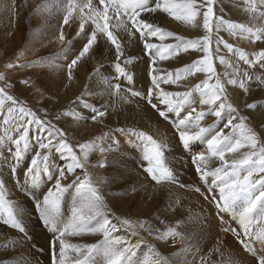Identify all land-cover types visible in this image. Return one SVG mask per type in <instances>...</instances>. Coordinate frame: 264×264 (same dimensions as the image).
Wrapping results in <instances>:
<instances>
[{
    "label": "snow or ice",
    "instance_id": "1",
    "mask_svg": "<svg viewBox=\"0 0 264 264\" xmlns=\"http://www.w3.org/2000/svg\"><path fill=\"white\" fill-rule=\"evenodd\" d=\"M215 2L216 0H98V4H93V0H86L77 4L75 0H69L68 15L64 23L67 24L68 17L78 11L80 28L77 38L86 42L68 65V78H73L71 69L82 60L94 59L90 52L98 37L106 40L114 56L113 64L95 66L90 80L97 82L108 93L109 102L104 103V97L101 96L97 104L90 103L94 87L86 84L82 93L70 100L68 105L49 113L47 108L34 109L15 94H10L14 84L9 81L2 83L0 166L9 167L20 191L39 185L45 177L51 178L54 169L57 175L42 198H38L32 206L31 215L36 216L32 224L41 228V233H37L26 223L30 214L19 201L8 198L7 194L13 192V189H9L0 172V223L18 231L20 236L14 238L16 246L24 243L32 246L29 252H17L16 247L7 250L12 254L0 255V264H6L8 260H15V264H39V260L31 252L42 254L45 248L49 264H69V251L72 253L70 264H138L136 257L144 246V239L135 229H143L144 224L138 220L134 222L130 217L121 218L112 214V206L108 203L103 188L94 186L92 178L85 171L89 166L90 153L94 150L92 142H70L68 133L61 126L65 118L71 119L73 116L77 122L91 120L103 123L112 114L113 95L124 105L134 104L135 99L139 98L162 120H172L179 141L178 150L189 156L197 179L201 182L200 185L194 182L188 184L182 179L183 173L169 166L166 161L169 144L158 142L152 135L142 131L120 128L119 132H130L132 136L147 142L141 167L156 191L165 194L180 209L184 206V197L174 189L191 191L202 197L215 209L216 220L227 225L223 231L231 234L252 257L251 264H264V251L256 248L257 242L264 245V28L254 31L243 23L225 20L223 16L216 14ZM0 4H4V0H0ZM4 6L5 10L10 8L14 11L15 0ZM245 11L264 17V3L258 9L255 3L250 2ZM158 13L191 29H202L203 35L188 38L160 27L155 20L149 19ZM113 20L115 28L127 37L128 45L138 37L143 46L140 51L148 56L153 74L144 91L134 90L136 77L133 69L138 64L139 57L135 53H126L121 39L114 34L111 26ZM85 23L89 25L87 31ZM224 30L232 35L239 32L250 41L259 42L260 50L250 53L243 48H235L220 35ZM169 38L175 42L167 43ZM60 40H64L63 34L60 35ZM221 47L238 54L243 65L235 66L232 72L226 73L223 82L214 66V51L219 56L221 65L233 66L220 55ZM190 51L203 55L175 72L157 67L158 62L177 58L181 53ZM15 66L23 68L27 65ZM112 66L115 73L110 71ZM197 73H204L207 78L200 80L191 90L167 91L161 87L162 84H178L182 78L195 76ZM111 76L115 77V83L109 78ZM5 77V73H0V81ZM122 82H126V87H122ZM21 83L27 86L29 81ZM226 85L232 86V92H229ZM194 92L199 93L198 98L194 96ZM237 92L238 95L235 94ZM47 100L53 102L52 97H47ZM240 104H243V109ZM255 113H260L261 119L253 126L251 121L255 119ZM50 115L52 119H48ZM208 117L215 118L211 124L206 123ZM201 147L203 151H194ZM113 150L134 153L135 146L126 147L123 145V137L116 136L113 139L110 136L109 147L101 148L100 151ZM30 153H34L30 163L21 168ZM213 159H218L220 164L209 170L206 162ZM109 163L111 162L101 160L97 166L107 167ZM78 172L83 174L78 175ZM114 179L115 177H109L108 181L100 183L106 186ZM144 187L147 189L146 185ZM66 194H70L73 201L71 213L67 217L62 213ZM225 215L230 217L236 227H232L224 219ZM180 223L178 221L177 226ZM38 235L44 236L46 245H41L36 238ZM175 236L182 237V233L176 227H169L158 238L164 240L165 237ZM69 237H92L94 242L70 243ZM222 247L223 241L219 240L214 251L219 253ZM97 256L100 257L99 261L94 259ZM154 264H189V261L174 256ZM192 264H196L195 260ZM201 264H204L203 260ZM229 264L242 262L230 260Z\"/></svg>",
    "mask_w": 264,
    "mask_h": 264
},
{
    "label": "rangeland",
    "instance_id": "2",
    "mask_svg": "<svg viewBox=\"0 0 264 264\" xmlns=\"http://www.w3.org/2000/svg\"><path fill=\"white\" fill-rule=\"evenodd\" d=\"M236 1L239 0H216V14L223 16L225 20L243 23L252 27L254 31L258 28H264V17H260L258 13L245 11L250 2L255 3L260 9L264 0H242V8L240 6L234 7L233 3ZM75 2L80 4L86 2V0H75ZM224 2L228 3L229 6L225 5ZM11 3L12 0H4V4H0V73L6 74L5 79L0 81V86H3L2 83L6 84L9 81L15 85L10 94H15L21 101L34 109L40 108L43 110L47 108L49 113H52L53 110L59 111L63 106L68 105L70 100H74L82 93L86 84L94 87V94L89 98L90 103L97 104L101 96L104 97L103 102L108 103V93L100 88L97 82L90 80L91 71L95 66L112 65L114 61L112 54H105L103 44L100 45L99 43V37L90 52L94 59L82 60L79 63L80 66L71 69L73 78L68 81L64 79L62 82L65 74L67 76L69 74L68 65L86 42L77 38L80 28L78 11L68 17L67 24L64 23L65 17L68 15L67 5L69 0H15V10L11 11L10 8L5 10L4 5ZM93 4H95L94 0ZM238 7L241 9L238 10ZM234 10H238L237 13L233 14ZM163 17V14L158 13L150 18L159 19L160 22H156L160 27L174 31L178 35L188 38L203 35L202 29H200L201 32L197 30L195 33L190 34L187 31L189 28L187 25L172 18L170 22L164 23L161 21ZM114 23L113 20L111 26L114 34L121 39L126 53L135 52L139 57L138 64L133 69L136 77L134 90L144 91L145 86L149 83V77L153 74L149 66L148 56L140 51L143 46L138 37L129 46L127 37L114 27ZM214 23H218V21H214ZM84 26L87 31L89 25L85 23ZM61 34L64 36L63 41L60 40ZM220 35L235 48H243L250 53L259 51L261 48L259 42L250 41L244 34L239 32L232 35L224 30L220 32ZM166 42L174 43L175 41L169 38ZM69 47H71L70 50ZM221 49L220 55H223L233 66L229 67L228 64L222 66L219 63V56L214 51V66L223 82L226 79V73L232 72L235 66L243 67V65L238 54L231 53L223 47ZM202 55L203 53L191 51L181 53L177 58L158 62L157 67L175 72L199 59ZM15 65L27 66L21 68ZM110 71L115 73L114 66L110 68ZM109 78L114 83L116 82L114 76ZM206 78V74L197 73L195 76L182 78L178 84H162L161 87H164L167 91H188L194 88L200 80ZM24 80L29 81L27 86L21 83ZM212 82L214 83L215 79ZM226 86L229 92H232V86ZM122 87H126V82H122ZM253 88L255 90V86ZM235 94L238 95L239 93ZM194 96L198 98V95L194 94ZM47 97H52L53 102H49ZM111 101L112 114L103 123L91 120L77 122L76 117L73 116L71 119L65 118L61 122V126L68 133L70 142L74 144L92 142L94 150L90 153L89 166L85 171L92 178L94 186L103 188L108 203L112 206V214L121 218L130 217L134 222L138 220L144 224L143 229L139 227L135 229L144 239V246L136 257L138 264H154L156 261H163L174 256H179L181 260L187 259L189 264H192L193 260L196 264H201V260L204 261V264H209V262L210 264H229L230 260L240 261L242 264H251L252 257L242 249L231 234L223 231L227 225L216 220L214 216L215 209L202 197L191 191L185 192L174 189L184 197V206L180 209L176 208L174 202L168 200L165 194L158 193L150 179L145 177L141 167L142 157L148 146L147 142L139 137L132 136L130 132L118 131L120 128H132L137 132L142 131L152 135L158 142H166L170 145V154L166 153V161L169 166L183 173L182 179L188 184L194 182L200 185L201 182L197 179L189 156L185 155L182 150H178L180 146L174 131V122L172 120H162L153 109L139 98L135 99L134 104L124 105L113 95ZM239 106L243 109V104ZM147 112L152 113L153 117L143 118ZM254 115L255 119L251 121L253 126L261 119L260 113ZM141 118H143V121H141ZM48 119H52V116L50 115ZM214 119V117H208L206 123L211 124ZM2 130L3 123L0 121V132ZM110 136L113 139L116 136L123 137V145L126 147L134 145L135 152H116L115 150L101 152V148L107 149L109 147ZM203 150L201 147L194 151L198 153ZM32 155L34 153H30L26 157L21 168L30 163ZM101 160L111 163L107 167L97 166L98 161ZM206 164L210 170L219 166L220 161L213 159L207 161ZM0 172H2L5 181L8 183L9 189H13V192L10 191L7 194L8 198L20 202L24 210L30 214V219L26 220L28 227L33 228L37 233H41V228L32 224L36 216L31 215V209L35 201L42 198L48 187L54 182L57 175L55 169L51 178L45 177L42 183L35 187H27L25 191L19 190L18 185L15 183L16 178L11 175L8 166H0ZM77 174L82 175L83 173L78 172ZM109 177H115V179L106 186L100 183L101 181H108ZM145 185L147 189H145ZM72 207V197L70 194H66L62 204V213L65 217L70 215ZM173 208L176 210L173 211ZM224 219L229 221L232 227H236V224L231 222L228 215H225ZM178 221L181 222L179 226H177ZM169 227H176L177 231L182 233L183 238L175 236L165 237L164 240L159 239V234L167 231ZM19 236L18 231L2 226V223H0V255H11L12 253L7 250L13 247H16L17 252H29L32 247L30 243H24L22 246L15 245L14 238ZM36 238L40 240L41 245H46L43 235H38ZM219 240L223 241V247L218 253L214 249ZM69 242H94V238L69 237ZM256 248L259 251H264V245L259 244V242L256 243ZM31 255L39 260V264H49L47 248L42 254L31 252ZM67 256L70 264L71 251L67 253ZM94 259L99 261L100 257L97 256ZM6 264H15V260H8Z\"/></svg>",
    "mask_w": 264,
    "mask_h": 264
},
{
    "label": "bare ground",
    "instance_id": "3",
    "mask_svg": "<svg viewBox=\"0 0 264 264\" xmlns=\"http://www.w3.org/2000/svg\"><path fill=\"white\" fill-rule=\"evenodd\" d=\"M95 1V4H98V0H94ZM241 1L242 0H239V1H236L235 3H233L234 4V7H237V6H240L241 7ZM255 1V0H254ZM224 4L225 5H228V3H226V2H224ZM230 4V3H229ZM231 5V4H230ZM229 6V5H228ZM240 7H238V10H240L241 8ZM238 10H234L232 13L233 14H235V13H237V11ZM149 19H152V20H155V21H158V22H160V20L159 19H153V18H150L149 17ZM161 21L162 22H170L171 21V17H166V16H164L162 19H161ZM172 24V23H171ZM178 24V23H177ZM182 26V25H181ZM114 27H115V23H114ZM165 27V26H164ZM188 27V26H187ZM115 30V29H114ZM117 30H119V29H117ZM187 30V29H186ZM116 31V30H115ZM190 34H193V33H195L197 30H195V29H191V28H188V30H187ZM118 32V31H117ZM200 32H201V30H200ZM99 43H100V45L101 44H103V47H104V51H105V54L107 55V54H112L111 53V51L109 50V45H108V42L106 41V40H103V39H101V38H99ZM214 47H215V44H214ZM221 51H222V49H221ZM135 53V52H134ZM136 54V53H135ZM109 58V57H108ZM163 62H165V61H163ZM165 64V63H164ZM80 66V65H79ZM223 66V65H222ZM87 67V66H86ZM167 67V66H166ZM62 76H64V75H62ZM64 79H66V81H68L69 79H68V76L65 74V76L63 77V79H62V82H63V80ZM145 80V79H144ZM194 94H196V96L198 95V97H199V93H197V92H194ZM118 103V102H117ZM153 114L152 113H150V112H147V113H145L144 114V116H143V118L145 117V119H147L148 117H153L152 116ZM143 118H141V121H143ZM89 127V126H88ZM94 127V126H93ZM97 169V168H96ZM93 170V169H92ZM239 254V253H238ZM240 255V254H239Z\"/></svg>",
    "mask_w": 264,
    "mask_h": 264
}]
</instances>
